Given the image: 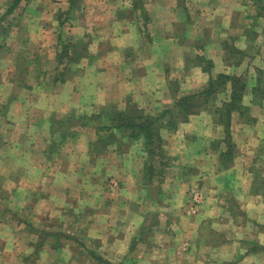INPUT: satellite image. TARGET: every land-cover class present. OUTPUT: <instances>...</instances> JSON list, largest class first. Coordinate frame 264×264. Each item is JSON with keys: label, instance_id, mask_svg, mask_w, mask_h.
<instances>
[{"label": "crops", "instance_id": "obj_1", "mask_svg": "<svg viewBox=\"0 0 264 264\" xmlns=\"http://www.w3.org/2000/svg\"><path fill=\"white\" fill-rule=\"evenodd\" d=\"M40 1L45 4L34 5L30 15L41 10L43 16L33 17L27 27L28 37L43 47L42 41H53L55 26L69 21L62 16L69 4ZM249 1L82 0L84 20L76 22L75 16L72 23L89 38L86 55L69 79L55 85L50 81L56 51L48 42L53 50L24 54L27 74H40L33 81L15 76L13 56L0 60V79L5 81H0V103L8 109L0 118V192L11 194L18 186L27 190L16 212L0 197V264H10L8 255L16 258L13 264H98L94 258L100 264H264V187L257 185L264 181V97L255 99L250 88L241 102L247 115H231V166L219 165L227 148L224 129L206 111L163 136L168 159L160 184L155 178L153 184L142 182L139 141L121 150L124 156L111 152L101 161V155L89 150L86 130L77 142L64 143L61 153L53 155L48 148L52 115L91 113L110 103L124 108L129 100L154 114L218 73L239 76L252 68L248 84L254 83V71L264 70V38L255 37L256 45L249 40L255 28L247 19ZM225 42L246 51V61L227 59ZM203 60L211 62L210 71L203 69ZM221 96L215 99L217 106L229 99L228 90ZM84 138L83 147L79 142ZM139 153L140 158L134 156ZM110 177L119 182L116 191L108 187ZM194 189L205 199L193 214L188 206ZM27 203L33 207L30 214H24ZM78 219L94 241L89 248L93 259L76 260L82 245L76 248V239L64 236L57 247L56 239H45L33 262L40 236L31 227L59 231L58 224L44 220L67 227L80 224ZM248 233L263 236L255 243L258 250L247 247Z\"/></svg>", "mask_w": 264, "mask_h": 264}, {"label": "trees", "instance_id": "obj_2", "mask_svg": "<svg viewBox=\"0 0 264 264\" xmlns=\"http://www.w3.org/2000/svg\"><path fill=\"white\" fill-rule=\"evenodd\" d=\"M21 1L22 0H12L10 3L6 4L3 11L0 12V48L5 47L2 40V35L4 33L2 24L10 14L14 15ZM75 5V0H69V8L64 14L72 16V12L76 10ZM61 26L62 23H59V27ZM61 31L62 29H60L58 33V45L55 55L56 66L54 68L55 73L50 76V81L54 83V85L65 81L66 71L68 70L67 62L79 61L81 57L86 55L87 50V40H79V42L82 41L80 43L78 40L74 43L68 42L62 38ZM229 43L230 42H225L227 59L231 60L236 58L237 63H240L238 61H241L244 56ZM1 51L0 49V52ZM235 54H237V57ZM202 62L204 63L203 69L210 71L211 62L208 60H203ZM258 74L262 75L257 79L259 80L258 82H260L261 79L264 80V70L258 71ZM227 90L229 92V99L227 101H222L221 106L215 105V109L212 112L215 115V122L222 125L224 129L223 142L226 144L227 150L221 152L219 159L221 165L227 167L234 156V152L231 150L233 146L230 131L231 115L234 111H237L241 115H245L246 113L244 112L247 111V108L241 103L245 91L244 78L242 75L237 76L225 73H218L215 76H211L208 82L201 88L180 94L174 99L172 106L154 114L147 113L129 100L127 103L128 106L124 109H119L116 106H100L95 112L90 114L68 113L62 119H52L49 124L50 144L48 148L49 151L55 152L59 149V146L75 138L81 131H87V129L93 131H89V133L91 137H96L95 143L117 142L121 141L123 138L128 142L130 140L139 141L143 148L142 157L144 158L142 182L145 185L149 183L153 184V178H157L155 183H159L161 181L160 178H162V169L164 166H167L168 159L160 129L162 127L175 129L179 122L186 121L190 115L207 109L206 105L209 102L214 104L217 96L225 94ZM256 90H260L264 93V90H261L258 86L254 88V91ZM3 108H5L4 104L0 103V111H2ZM90 144L92 146V141ZM1 193L2 192H0V195ZM9 212L10 210L4 212L5 215L2 213V215L7 216ZM31 228L38 231L40 236V239L35 243L36 248L33 256H37L45 239H56L54 247H57L59 245V237H71L59 231H42V229L37 230V228ZM74 239H76V236H74ZM78 242L80 243V241ZM80 245H83V243ZM254 249L258 250V247ZM34 260H36V257Z\"/></svg>", "mask_w": 264, "mask_h": 264}, {"label": "rangeland", "instance_id": "obj_3", "mask_svg": "<svg viewBox=\"0 0 264 264\" xmlns=\"http://www.w3.org/2000/svg\"><path fill=\"white\" fill-rule=\"evenodd\" d=\"M12 0H1V6H0V12H2L3 11V8L5 7V5L6 4H8V3H10ZM58 1H61L60 3H62V4H67V1H68V4H69V0H47V3H53V2H58ZM39 4H45V3H43V1H40V0H22L19 4H18V6H17V10L15 11V13H14V15L13 14H10L8 17H7V19L3 22V24H2V28L4 29V33H3V37H2V40H3V42H4V45H5V47H2V48H0L2 51L0 52V60L6 55V56H8V55H10V56H13V60L15 61V63H16V65H15V70H17L16 71V73H15V76L18 78V79H23V80H25L26 78L28 79V81H33V75L35 76V77H37L38 78V76L40 75V74H38V73H34V74H30V76H29V74H27V72L25 71V68H26V65H25V59H24V54L27 52H34V53H37V54H42V53H44V52H46L47 51V49H50V50H53L52 48L53 47H50V48H48V45H47V42L52 46H54L55 47V51H57V45H58V33L60 32V29H62V31H61V34H62V38L64 39V40H66V41H68V42H72V43H74L75 41H77L78 40V42H79V40H84V41H86L88 38H89V35H88V33H86V31L85 30H83L81 27H76V28H74V25H73V23H72V19H75V16H77L78 17V20H76V22H80V21H83L84 20V14H83V11H81V9H80V7H81V4H82V0H77V3H76V10H74V12H72V16L71 15H66V14H64V15H62V16H64V17H66L67 19H69V21L66 23V24H63L61 27H59V26H57V28H56V26H55V28H54V33H55V35H53L52 36V38H54L53 39V41L50 39V40H48V41H42V43L44 44V46L43 47H41V46H39L38 45V42H36V41H34L33 39H31V38H29L28 37V25H29V20H31V19H33V17H35V18H41L43 15H42V13H43V11H41V10H39V14L38 15H34V16H31L30 15V8H34L33 6L34 5H39ZM31 6V7H30ZM246 6L247 7H249V8H247L248 10L250 9V11L252 12H250L249 11V14H251L250 16H247V19H248V22H250L251 24H253L254 25V27L255 28H253L252 29V31H251V33L249 34V40L250 39H252L253 38V45H256L257 44V40H255L254 38L255 37H259L260 39L261 38H264V0H250L248 3H246ZM68 8H69V5H68ZM68 10V9H67ZM60 12V11H59ZM58 12V13H59ZM66 12V10L64 11V13ZM57 15V14H56ZM253 15H254V17H253ZM61 16V17H62ZM74 16V17H73ZM77 32H78V34H77ZM83 32V33H82ZM79 33L81 34L82 33V35H79ZM251 34H252V36H251ZM249 40H248V42H249ZM80 42H82V41H80ZM79 42V43H80ZM259 42V41H258ZM41 49H42V51H41ZM242 53V55L244 56V58L241 60V61H238V62H240V63H242V62H244V61H246V59H245V55H247V53H246V51H242L241 52ZM235 56L237 57V54H235ZM42 58V57H41ZM40 58V59H41ZM83 57H81V59H82ZM80 59V60H81ZM66 60V59H65ZM65 60H64V62H65ZM79 60V61H80ZM234 60V62H237V60H236V58H234L233 59ZM79 61H74V62H67V67H68V70L66 71V75H65V80H67V79H69L73 74H74V72H73V68H74V66L79 62ZM40 62V61H39ZM233 62V61H232ZM41 63V62H40ZM56 66V65H55ZM41 68V67H40ZM256 69V68H255ZM41 69H39V71H40ZM243 70V69H242ZM260 70H262V69H256L255 71H254V78H256V80H255V82L254 83H250V84H248V82H249V80L248 79H250V78H252V77H250L249 78V76L250 75H247V73L248 74H250V72L252 71V68L251 69H249V71L247 70L246 71V73L245 74H243L242 75V77L244 78V80H245V91H244V95H245V92L247 93V91H246V87L247 88H250L248 91H250V95L251 96H253L255 99L256 98H263L264 97V93L263 92H261L260 90H256V91H254V88H256L257 86H258V88H260L261 90H264V80H262L261 79V81L260 82H258L259 80H257L259 77H261L262 75H260V74H258V71H260ZM252 74V73H251ZM234 75V74H233ZM70 76V77H69ZM32 80H31V79ZM51 78V77H50ZM0 81H3V80H1L0 79ZM7 81V80H6ZM3 82H5V81H3ZM252 84H254V85H252ZM23 89H25V88H23ZM193 91V90H192ZM21 92H24V91H19L17 94L18 95H22V93ZM244 95H243V97H244ZM219 97H222L221 95H218ZM218 97V98H219ZM217 100V99H216ZM130 102H132L131 100H130ZM242 102V101H241ZM133 103V102H132ZM2 104V103H1ZM222 104V103H221ZM215 105H216V103L214 102V104H211L210 102L206 105L207 107V109H205L204 111H206L208 114H210L213 118L215 117V115L212 113L213 112V110L215 109ZM243 105V104H242ZM5 106V105H4ZM104 106H116V105H114V104H112V103H110V104H106V105H104ZM128 106V104H126V107ZM221 106V105H220ZM244 106V105H243ZM117 107V106H116ZM245 107V106H244ZM117 108H119V107H117ZM125 108V107H124ZM124 108H119V109H124ZM165 108H168V107H163V108H160L158 111H160V110H162V109H165ZM246 108V107H245ZM85 110H88L89 111V109H88V107H86V108H84ZM1 110V109H0ZM8 109H7V107L5 106V108H3V110L2 111H0L1 112V114H0V118L1 117H3V120H4V118H5V114H6V111H7ZM157 111V112H158ZM248 111V110H247ZM247 111H245L244 113H246V115H247ZM70 113H77V114H90V113H86V112H82V111H75V110H71L70 112H69V114ZM92 113V112H91ZM147 113H149V112H147ZM234 114H238V117H240V119H243L244 117H245V115H241L240 113H238L237 111H234L233 112ZM193 115V114H192ZM191 116V115H190ZM189 116V117H190ZM237 117V118H238ZM62 119V118H64V116L63 117H55L54 115H52V117H51V120L52 119H55V120H58V119ZM232 118V117H231ZM181 122H183V121H181ZM181 122H179V124L181 123ZM164 124V123H163ZM177 129V127L175 128V129H172V128H166V127H162L161 129H160V134H161V137L163 138V136L165 135V134H168L169 132L170 133H172V132H174L175 130ZM87 131L89 132H93V131H91V130H89V129H87ZM78 136H79V134L75 137V138H73L72 140H70V141H67V142H72V141H78L77 140V138H78ZM84 136V135H83ZM85 137V136H84ZM96 137H90L89 138V136H88V138H86L89 142H88V144H89V150H91V152L92 153H94V155L95 156H97V155H101V158L102 159H98V160H105L104 159V157H106V156H108L107 154H110L111 152L112 153H114V154H118V155H121V157L122 156H124L125 154H120V153H122V151L124 150V149H132L136 144H137V141H135V140H130L129 142L125 139V138H123V139H121V141H117V142H110V143H105V142H98V143H95V139ZM86 139L84 138L83 140H81L79 143H81L82 144V146L84 147L85 145H87V141H86ZM164 140V139H163ZM92 141V146H91V144H90V142ZM231 141H232V139H231ZM141 143V142H140ZM232 144H233V142H232ZM234 145V144H233ZM63 146V145H62ZM62 146H59V149H60V151H59V149L57 150V151H55V152H53V155H56L57 154V152L59 151L60 153H61V149H62ZM164 147H165V140H164ZM122 150V151H121ZM226 150H227V148H226ZM231 150H232V152H234V156H235V147L234 146H232V148H231ZM142 153V156H143V151H141ZM224 152V151H223ZM140 154V153H139ZM141 154L140 155H134L135 157H141ZM234 156H233V158L231 159V161L228 163V165L227 166H231L232 165V162H233V159H234ZM115 158V157H114ZM59 160V159H58ZM143 160H144V158H143ZM62 164H64L65 163V160H62V159H60L59 160ZM67 163V162H66ZM221 163H220V161H219V165H220ZM222 166V165H221ZM57 167V166H56ZM39 168V167H38ZM164 171H165V169L163 168L162 169V172H161V177L162 178H160L161 179V181H162V179H163V177H164ZM155 172H156V170H155ZM241 174H242V172H241ZM263 175H264V172H263ZM50 176V175H49ZM27 178V177H26ZM51 179L53 178V179H55L56 177L54 176H51L50 177ZM247 178V175H246V177L245 178H241L240 180H239V182L241 181V180H244V179H246ZM23 179H25V178H23ZM22 179V180H23ZM3 181V179L2 178H0V185H1V182ZM157 180V178H155V181ZM161 181L158 183V184H160L161 183ZM49 182H50V184H53L52 182H51V180H49ZM246 183H247V181H245ZM157 184V185H158ZM257 185L260 187V189H263V187H264V181H259L258 183H257ZM111 186V187H110ZM108 187L110 188V190H112V191H116L117 190V188H119L120 187V185H119V182H118V180L116 179V178H113V177H110L109 179H108ZM148 189V188H147ZM155 189V187L153 188V190ZM159 189H160V187H159ZM161 191H162V189H160ZM148 191H150V187H149V190ZM236 191H238L237 189H235V191L233 192V194L234 195H237L238 193H239V191L238 192H236ZM261 191H263L261 194H263L264 195V189L263 190H261ZM30 193V191L28 192V194ZM25 194V196L27 195V190L26 189H21V188H19V186H18V189H15V192H12L11 194H8V193H5V192H2L1 193V195H0V197L1 198H3V202H9L10 203V205H8V206H12L14 209L12 210V211H14V212H16L17 211V207H16V205L17 204H19V199H23V195ZM239 198H241L240 196H239ZM204 196H203V194H202V192H199V191H197L196 189H194V191L193 192H190V195H189V206H188V211L190 212V213H196L198 210H199V207L201 206V204L204 202ZM264 199V198H263ZM22 206H25L24 204L22 205ZM27 208H26V210H25V212H24V214H30L31 213V209L33 208L32 207V205H28V203H27V206H26ZM261 208H264V203H263V206H261ZM157 208H154V211L156 210ZM0 210H1V204H0ZM86 214H88V213H90V210L89 209H87V211L85 212ZM65 215H70V212L67 210L66 211V213H65ZM1 218L2 219H6L7 217L5 216V218L3 217V216H1ZM156 218V217H155ZM67 220H68V218H66L64 221H61L62 223L63 222H67ZM78 221H80V219H78ZM44 222L45 223H50V224H58L57 226H58V229L57 230H59V231H62V232H65L67 235H69V236H71V237H74V236H76V240H74L75 241V244H76V248H78V246L81 244V243H83V245H82V256H80V254H79V256L77 257V255H78V252L76 253V260H81V261H84V263L86 262L85 260L87 259H93V257L91 256V254H90V251H89V248H91L93 245H94V241L92 240V239H90V237H88L87 235H86V228L85 227H87L86 225H85V223L83 222V221H80V222H78V223H80V224H77V226H64V224H62V225H60V221H57V220H55V221H53V220H44ZM53 226V225H52ZM66 227V228H65ZM256 227H258L259 228V225H256ZM52 228H54L53 229V231H56V227H52ZM73 228H75V230H73ZM146 235H148L147 233H146ZM247 237L249 238V242H250V244L248 243V248H254V247H256V245H255V243L257 244V241H260V240H262L263 241V236H261L260 234L257 236V234L256 235H254L253 233H248L247 234ZM253 239V240H252ZM256 240V241H255ZM78 241H80V243L78 242ZM146 242H147V240H145ZM217 242H218V240H217ZM242 242V241H241ZM79 243V244H78ZM245 250H247V248L245 247ZM19 253H21L20 251H19ZM38 255H39V251H38V254H37V256H33V262H35V257H36V259H37V257H38ZM5 257H7V256H4L3 255V259L5 258ZM8 257H10L8 260H9V263L10 264H13L14 262H15V259L16 258H13V256L11 257V255H8ZM2 259V260H3ZM10 260H12V261H10ZM94 260L95 261H97V263L98 264H100L101 263V260L100 259H96V258H94ZM18 264H25V262H24V260L23 261H20L19 260V262H18ZM28 264V263H27Z\"/></svg>", "mask_w": 264, "mask_h": 264}]
</instances>
